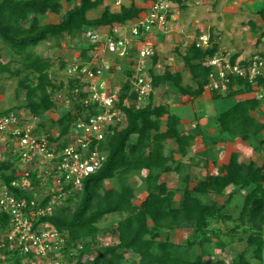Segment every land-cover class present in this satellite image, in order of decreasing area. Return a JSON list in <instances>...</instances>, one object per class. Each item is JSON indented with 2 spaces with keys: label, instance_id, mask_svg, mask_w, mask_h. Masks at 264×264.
<instances>
[{
  "label": "trees",
  "instance_id": "1",
  "mask_svg": "<svg viewBox=\"0 0 264 264\" xmlns=\"http://www.w3.org/2000/svg\"><path fill=\"white\" fill-rule=\"evenodd\" d=\"M73 0H0V73L20 76L23 72L37 75L34 78L28 74L21 82V88L27 90V109L36 117L51 111H57L58 104L53 99V91H63L66 87L62 82L56 86L50 74L52 64L49 60L30 51L41 43L56 39L58 42L67 36L76 38L87 35L90 31L125 24L140 17L141 10L134 7L123 8L120 13L106 9L97 19H89L88 13L98 9L106 0H80L66 12L58 23L43 24L41 17L49 14L62 13L64 2ZM181 3V0H175ZM264 35V34H263ZM263 37V36H262ZM9 48L13 55L21 60V69L13 71L10 63L3 62L2 47ZM97 48L92 45L84 48L82 55L84 64L91 62L90 50ZM218 53V47L212 45L207 50L190 46L183 56L185 66L190 70L197 88L184 87L180 74L167 73L164 77L153 81L155 89L165 84L168 79L174 87L189 100L202 96L210 84L212 69L206 63ZM156 57V55L154 56ZM153 57V58H154ZM234 58L231 61L235 64ZM66 64L63 67L66 68ZM113 71V70H112ZM152 71L150 70V73ZM131 79L133 72L127 71ZM37 80L35 87L34 81ZM80 77H70L68 89H81L79 96H73L74 107L63 111L56 122L60 137L51 138L61 141L67 137L74 124L80 120L89 119L98 112L88 109L82 100L88 97L80 84ZM131 80H126L119 93V107L126 115L127 124L124 128L111 127L100 150L107 155L104 167L84 181L83 187L70 197L75 206L56 207L53 215L43 219L52 223L56 229L70 238L69 246L83 242L84 250L77 264H123L127 256H137L139 264H206L207 244L212 241L209 231L212 221L234 220L230 213H225V207L239 193L247 190L240 208V221L252 225L257 231L254 238L249 239V246L255 247L254 258L264 261V156L249 164L241 162L238 154H233L229 163L219 168L217 175H207L199 181H192L188 175L181 180L178 188L170 189L168 184L161 182L163 174L177 171L182 167L174 163L172 156L165 154V143L174 141L181 154L195 140L192 133L179 131L180 118L170 115L166 105L149 103L138 107V95L133 92ZM217 93V92H215ZM228 96L236 97L238 102L230 110L218 115L215 120L221 135L227 134L233 139L242 141L258 140L264 131V123L253 116V112L264 105V98L248 81L236 78L229 85ZM221 95H217L220 98ZM129 102V106L125 102ZM7 111L1 115H7ZM168 116L166 131H163V118ZM41 124L40 128L44 129ZM52 129H48L50 132ZM264 146V139L259 140ZM9 155V154H7ZM7 161H0L1 181L15 193L17 198L33 199V193L13 188L12 183L18 179L21 156L12 150ZM140 174L147 197L141 204H136L137 189L130 184L131 179ZM33 185L38 186V173L33 171ZM119 180V186L108 188L107 182ZM232 188L227 204L222 206L217 202L206 203L203 196L214 195L224 197ZM180 203L175 204L177 196ZM47 198L43 205H47ZM125 216L117 227L118 244L102 247L96 257H92L91 247L101 233L99 223L109 215ZM8 217L0 213V222L8 223ZM189 225L196 230L192 240L185 245L175 243L170 238L162 239L164 230H172L179 226ZM199 235L204 236L199 239ZM92 242V243H91ZM224 249L225 243L220 242ZM18 264H21L20 262ZM221 264H252L246 252L232 250L230 262Z\"/></svg>",
  "mask_w": 264,
  "mask_h": 264
},
{
  "label": "built area",
  "instance_id": "2",
  "mask_svg": "<svg viewBox=\"0 0 264 264\" xmlns=\"http://www.w3.org/2000/svg\"><path fill=\"white\" fill-rule=\"evenodd\" d=\"M192 1L181 0L180 4ZM176 2L156 0L150 11L132 26L114 25L107 34L91 31L87 35L100 51L119 53L122 59L131 58L135 43L139 44L138 57L131 65L133 76L130 79L132 90L138 95V107L146 106L156 94L149 67L156 50L148 36L156 28L164 31L169 27ZM129 32L133 41L128 37ZM195 44L196 48L203 50L213 45L209 34L201 35ZM71 64L67 74L79 76L82 89L88 94L82 103L98 113L87 122L80 120L74 124L67 137L59 142L52 141L51 138L58 139L60 134L41 130L34 124L36 117L27 119L15 112L0 115V138L6 139L4 142L7 139L12 142L21 156L18 179L12 187L34 195L32 200L17 198L4 185L0 191V213L9 218L6 225L0 222V264H77L84 250L83 242L69 246L67 234L60 233L52 223L42 220L53 215L55 199L69 192H78L87 178L104 167L107 155L100 150L101 143L106 141L111 127L124 128L127 118L119 107L120 90L112 91L105 80L113 69L121 70L118 63L103 60L95 63L93 59L85 64L78 61ZM206 65L212 69L208 86L211 91H229L231 81L242 78L264 98V51L235 64L231 62L230 54L217 53ZM72 92L79 96L82 91L78 88ZM128 103L126 101L125 105ZM33 171L44 172V175H37L39 183L36 187L31 175ZM41 185L47 188L43 199L38 193ZM49 197L47 205H43Z\"/></svg>",
  "mask_w": 264,
  "mask_h": 264
},
{
  "label": "crops",
  "instance_id": "3",
  "mask_svg": "<svg viewBox=\"0 0 264 264\" xmlns=\"http://www.w3.org/2000/svg\"><path fill=\"white\" fill-rule=\"evenodd\" d=\"M155 1L156 0H106L98 9H101L102 15L107 8L113 13H120L123 8L134 7L141 10L140 17H143L150 11ZM223 1L226 4V8L220 11L217 7L221 0H194L185 5H181L179 2L175 5L172 17L169 20L168 28L171 29V32L168 31L164 33V31L156 29L148 36L149 41L154 45L156 50V57L152 58L149 62V67L152 71L150 75L153 81H156V78L164 77L167 73L173 75L180 74L184 87L197 88L192 73L185 66L183 56L187 53L190 46L196 43L198 38L203 34H209L211 36L212 44L218 47L219 54H230L231 61H233L234 58L236 59L235 61L246 60L264 51V41L262 37L264 34V10L257 13H249L247 10L249 6L254 5V2L260 0ZM201 5L212 6L213 11H208V13L204 11L199 12ZM229 7L232 8L230 12H228ZM236 10H239L241 14H239L238 11L236 13ZM93 11L88 13V18L93 14ZM191 11L195 12L192 13ZM98 17H100V15ZM137 19L138 18L130 20L125 23V25L130 27L132 24L136 23ZM111 29L112 27L102 28L100 32L107 34ZM178 39L181 41L180 45H176ZM134 46V50L131 52V58L124 59L127 65H120L118 62L120 59L117 58L111 60L118 63L121 69H127V76V71L138 57L137 49L139 44L136 42ZM106 52L107 51L101 50L104 59L106 57ZM116 71V69H113L112 72L114 73ZM168 80L169 81L156 89V94L150 99L149 103L151 102L153 105H166L169 108L170 115L180 118V124L178 126L179 131L181 133H192L195 136V140L187 148L185 154L179 152L178 146L174 141H167L165 143L166 156H172L174 163L181 166L182 171L181 173L174 171L172 173L163 174L162 179H165L166 176L169 175H177L180 177V175H184V169L194 165L197 167L199 166L198 170L201 172L199 175H203L200 179H195V181H199L207 175H217L219 173V168L228 164L233 154L239 153L241 157L245 156L248 161H244V163L247 164L262 157L263 153H259V150L254 148V145L250 144L251 147L248 144V142L252 143L253 140L244 142L239 138L233 139L227 134L221 135L217 127L216 129L211 128L213 125L215 126L214 123L218 115L232 109L238 102L236 97L228 96L229 91L215 93L207 87L202 96L189 100L175 89L172 80ZM217 95H221V97L217 98ZM218 99L222 100V107H220L221 110H219L217 114H210V110L213 108L212 102L210 110L207 114H204L205 116H199L197 110H193V112L190 110V107L195 103H200L203 100L204 103L210 100L215 102ZM215 104L216 103H214V110L216 111L217 107ZM253 116L261 123H264V105L259 110L253 112ZM167 119L168 116L163 118V131L167 129ZM262 135L264 136V131L261 136ZM244 144H248L249 146H244ZM230 189L232 190V188ZM116 241V244H118L119 240L117 238ZM133 257L139 260L137 256Z\"/></svg>",
  "mask_w": 264,
  "mask_h": 264
},
{
  "label": "rangeland",
  "instance_id": "4",
  "mask_svg": "<svg viewBox=\"0 0 264 264\" xmlns=\"http://www.w3.org/2000/svg\"><path fill=\"white\" fill-rule=\"evenodd\" d=\"M80 0H73L71 3L64 2L62 13L59 15L55 14H49L44 17H41V21L43 24L48 23H58L62 20L63 16L66 14L68 10H70L73 6L79 4ZM200 2V1H199ZM178 4L176 2L175 5ZM180 4V3H179ZM173 7V11H174ZM196 7V6H195ZM218 10H225L226 4L223 0H221L220 4L218 5ZM196 9V8H194ZM201 9V10H200ZM199 9V12L204 11L205 13H208V11H213V7L210 5H201ZM99 10V11H98ZM232 11V8L229 7L228 12ZM249 13H257L261 10H264V0H260L257 2H254V5L249 6L247 9ZM246 10V11H247ZM218 11V12H219ZM239 13V10H236V13ZM192 13L195 11H191ZM101 9H97L93 11V14L90 16L89 19H95L99 18L98 16H101ZM241 14V13H239ZM97 16V17H96ZM102 29V28H100ZM100 29L93 30L97 32L100 35ZM157 29V28H156ZM163 31V30H162ZM170 31L171 29L167 28L164 29V33ZM91 32V31H90ZM162 33V34H164ZM88 35V34H87ZM87 35L84 36H78L76 38L67 36L62 41H57L56 39L41 43L39 46L31 48L30 51L42 56L43 58L49 60L52 64V68L50 70V74L53 77L54 82L56 83V86H60L62 82L65 83V88L63 91H53V99L58 104L57 111H51L43 114L41 117L34 116L29 109H27V90L21 88L20 82L28 76L29 72H23L20 76H12L10 74H1L0 73V115L7 111L15 112V114L20 115L21 117H25L27 119H30L32 117H36L37 119L34 121L35 125H41L43 124L44 129H41L43 131H47L48 129H52L50 132L52 134H59V127L57 125L54 126V128H51V123L56 122L60 119L62 116L63 111H68L69 109L74 107L73 99L72 97L75 96L74 92L70 91L68 89V80L71 76L67 74V68L68 66L72 65V62L78 61L83 62L84 57L82 55V51L84 48H88L92 45H94L90 38H88ZM129 39L132 41L134 38L132 37L131 33H128ZM177 39V37H176ZM181 41L178 39L176 42V45H180ZM2 44L0 43V46ZM175 45V47H176ZM3 52V62L4 63H10L11 69L13 71H16L17 69H21V60L19 57H16L13 55L12 51L7 47H2ZM89 55H91L94 59L95 63H98L99 61H106L109 62L113 60L114 58L120 59L118 60L120 65H127L126 60L119 57V53L113 54L110 52L105 53V59L102 57V53L98 48L94 50H90ZM113 62V61H112ZM66 64V68L63 67V64ZM132 67V66H131ZM130 67L131 71L132 68ZM125 68V67H124ZM126 70L121 69L120 71L117 70L116 72H110L105 76V80L110 87L112 91H119L121 89L122 85L126 82V80H130V78L126 74ZM134 70V69H133ZM133 72V71H132ZM114 74V75H113ZM31 78H34L37 75H31ZM74 77V76H72ZM110 81V82H109ZM34 85L36 87L37 80L34 81ZM210 89V88H209ZM84 91V89H82ZM221 99L213 101H206L204 103V100L200 103H195L193 106L190 107V110H197L199 113V116H205L204 114L208 113L210 110L211 102H212V110H210L211 113L217 114L219 112L220 107H222ZM161 102V101H159ZM158 103V102H157ZM214 103H216V111L214 110ZM129 105V103H128ZM226 106V105H225ZM224 110V109H223ZM211 128L216 129V126H212ZM264 139V136H260L258 140H253L252 143L248 142L250 145H254L257 150H259V153L264 154V146H260L259 140ZM6 140V139H5ZM5 140H2L0 138V161H7V159L11 156L10 153L12 150H16L12 142H10L7 139V142H4ZM244 144V146L248 145ZM248 145V146H249ZM250 145V146H251ZM252 147V146H251ZM241 149V148H239ZM254 152V151H253ZM252 152V153H253ZM9 154V155H7ZM240 156V161H248L245 156L241 157L239 153H237ZM243 154V153H242ZM262 154V156H264ZM258 160V159H257ZM180 163V162H178ZM199 167V166H198ZM197 166L188 167L183 170L184 175H182L183 178L186 176H189L192 178V181H195V179H200L203 175H199L201 172L198 170ZM44 170H46V167L43 166ZM43 168H41V171H44ZM201 168V167H200ZM38 175H44V172H37ZM1 175V172H0ZM140 174H137L134 176L133 179H131L130 184L137 189V198L135 200L136 204H141L147 197V190L145 189V186L143 184ZM181 177H178L177 175H169L166 176L165 179H162L161 182H166L168 184V187L170 189H177L180 183ZM196 182V181H195ZM108 188L118 187L119 186V180L115 181H109L107 182ZM3 188V184L1 181L0 176V191ZM39 197L42 198L43 195L46 193V185L39 186ZM224 197H216L214 195H207L203 196V200L206 203H213L217 202L220 206L227 204L228 196L231 194V189L227 190ZM72 192L64 194L62 197H58L55 199L56 201V207H62V206H75V203L70 202V196ZM247 193V190L242 191L240 194L238 193L232 201L228 203L225 207V213H231L235 219L233 220H227V221H212L209 231L211 233L212 241L207 244V257H206V264H221L222 261H226V263L230 262L232 258V250H236L238 252L245 251L246 256L251 261L252 264H264V261L262 263L254 258L255 253V247L249 246V239L254 238L257 231H254V227L249 224H243L240 219V208L239 206L243 204L245 194ZM34 196V195H33ZM43 199V198H42ZM181 197L178 195L175 201V204L177 205L180 203ZM126 217L121 216L119 214L109 215L106 218H104L100 223L99 227L101 230V233L98 235L97 239L93 242L91 250L92 257H96L98 255L99 249L105 246L114 245L116 244V238L118 236L117 233V227L120 223V221ZM196 230L192 228L189 225H183L179 226L172 230H164L162 232V239L170 238L175 241V243L180 245H185L190 239L192 240L193 235H195ZM263 239H264V233H262ZM199 239H203L204 236L198 234ZM220 242L225 243V248L223 249L220 245ZM92 243V242H91ZM264 257V255H263ZM123 264H139V260L133 256H128Z\"/></svg>",
  "mask_w": 264,
  "mask_h": 264
}]
</instances>
